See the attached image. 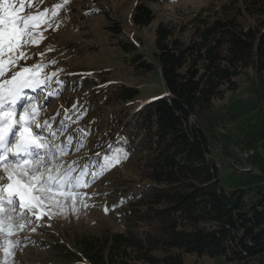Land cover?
<instances>
[{"label":"trees","instance_id":"1","mask_svg":"<svg viewBox=\"0 0 264 264\" xmlns=\"http://www.w3.org/2000/svg\"><path fill=\"white\" fill-rule=\"evenodd\" d=\"M243 3L255 25L245 27L229 17L203 22L188 42L170 25H159L153 61L123 43V51L137 52L132 62L143 72L160 69L166 92L104 122L107 142L96 149L112 154L118 148L123 157L136 142L142 155L139 171L149 182L123 196V201L131 197L134 202L124 210L125 233L82 236L75 251L55 252L57 264H185L188 254L264 264V187L227 191L212 142L198 124L214 100L239 89V79L250 69L264 92V0ZM154 20L149 6H135L136 27H149ZM138 96L136 89L115 86L103 97L105 103L127 107ZM118 137L128 143L120 144ZM157 250L163 255L155 256Z\"/></svg>","mask_w":264,"mask_h":264},{"label":"rangeland","instance_id":"2","mask_svg":"<svg viewBox=\"0 0 264 264\" xmlns=\"http://www.w3.org/2000/svg\"><path fill=\"white\" fill-rule=\"evenodd\" d=\"M61 3L62 0H32V6L26 7L25 11L36 14ZM138 4H146L155 14L149 27L138 28L132 21ZM243 7V0H69L51 20V28L37 29L43 39L38 46L26 48V53L34 57L27 60V66L47 64L45 74L55 71L59 75L48 89L35 92L26 89L25 96L34 97L39 107L46 106V111L40 113L41 122L59 112L53 130L64 120L66 131L57 143L72 135V148L75 149L83 141L84 146L79 151L63 159L78 161L80 166L90 161L95 165L90 172L100 169L105 156L111 159L118 155L119 162L107 167L90 187L81 188L80 191L89 198L84 201L86 206L78 205L77 213L50 221L45 219L44 223L50 227H39L35 233L24 231L14 236L13 239L21 240V244L14 249V255L7 258L8 264H57L60 260H56L55 252L66 248L75 251L76 241L82 236L127 231L125 221L128 216L124 210L134 202L131 197L123 201V196L137 191L149 181L139 171L142 155L136 142L123 157L118 148L113 155L106 149L97 151L99 142H107L109 135L105 134L107 130H103L102 125L112 116L121 117L129 108L135 109L143 101L161 97L166 92L160 69L157 67L153 72L145 73L132 62V57L138 52L153 61L155 31L161 24L173 27L176 36L186 42L196 29L204 26L203 22L212 23L229 17L245 27L255 25V20L244 12ZM125 42L133 44L138 51L132 54L123 51ZM51 61L56 63L52 65ZM55 79L63 81L62 86L56 85ZM239 85L237 91L214 100L212 107L198 118V124L212 142V155L227 191L250 185L264 187V92L251 69L239 79ZM115 86L138 90V99L127 107L117 101L105 103L106 89ZM49 90L60 94L48 96ZM26 103V99L20 100L17 116ZM133 112L135 110L129 112V118ZM117 140L120 144L128 143H121L119 137ZM109 143H113V138ZM163 253L161 250L153 252L155 256ZM4 259L0 252V264ZM184 260L185 264H232L222 256L212 258L206 254H188ZM242 264L263 263L254 259Z\"/></svg>","mask_w":264,"mask_h":264},{"label":"snow or ice","instance_id":"3","mask_svg":"<svg viewBox=\"0 0 264 264\" xmlns=\"http://www.w3.org/2000/svg\"><path fill=\"white\" fill-rule=\"evenodd\" d=\"M68 2L62 0L50 9L30 14L25 8L32 6V0H0V252L5 257L2 264H8L7 258L21 244L14 236L50 227L45 219L77 213L78 205L86 206L84 201L89 198L81 188L90 187L107 167L119 162L118 155L111 159L105 156L100 169L90 172V168L95 169L90 161L80 166L78 161L64 160V156L79 151L83 141L75 149L72 135L57 143L66 131L64 120L53 130L59 112L41 122L40 113L46 111V106L39 107L34 97L25 96L26 89H48L59 75L55 71L45 74L47 64L27 66V60L34 57L25 50L39 45L43 36L37 29L51 28V20ZM55 83L62 86L63 81L55 79ZM47 94L60 93L49 90ZM21 99L28 103L17 116ZM89 176L91 179H87Z\"/></svg>","mask_w":264,"mask_h":264}]
</instances>
